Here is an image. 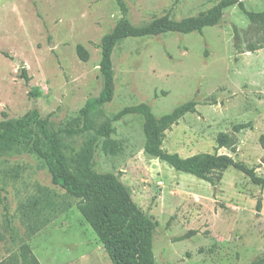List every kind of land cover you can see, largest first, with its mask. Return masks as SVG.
<instances>
[{
  "label": "rangeland",
  "instance_id": "rangeland-1",
  "mask_svg": "<svg viewBox=\"0 0 264 264\" xmlns=\"http://www.w3.org/2000/svg\"><path fill=\"white\" fill-rule=\"evenodd\" d=\"M220 1L123 0L135 27L165 15L175 21L198 16ZM239 1L249 12L264 11V0ZM121 18L117 0H0V123L37 110L54 132L82 127L80 111L104 88L102 39ZM78 45L89 53L87 62L79 58ZM112 65L115 94L98 124L112 123L120 151L106 154L99 139L92 165L98 173L116 175L138 208L157 223L155 264H253L264 259V188L234 168L214 174L216 185L177 172L145 153L142 117L113 120L140 103L160 118L194 101L196 111L166 132L163 149L183 158L227 154L264 178V26L251 23L233 5L218 25L202 32L122 40ZM35 90L40 96L33 95ZM247 123L249 128L234 131ZM223 133L236 138L235 151L219 147ZM93 136L61 135L71 167ZM0 190V263L18 256L26 243L41 264H112L76 199L53 184L47 166L26 147L0 150ZM44 193L55 199V209L65 210L30 235L32 222L22 207Z\"/></svg>",
  "mask_w": 264,
  "mask_h": 264
},
{
  "label": "trees",
  "instance_id": "trees-1",
  "mask_svg": "<svg viewBox=\"0 0 264 264\" xmlns=\"http://www.w3.org/2000/svg\"><path fill=\"white\" fill-rule=\"evenodd\" d=\"M117 2L122 10V18L101 42L100 68L104 78V88L98 97L90 98L80 111L82 127L54 132L50 130L49 121L42 119L39 112L33 110L19 120H6L0 123V150L17 145L23 146L44 162L52 176L53 184L76 199L77 209L95 232L112 264H155L153 241L157 223L138 208L127 188L116 175L98 173L92 165L97 140L102 139V149L106 154L116 155L120 151L118 142L112 138L115 132L112 123L104 121L98 124V120L103 116L104 105L111 102L115 94L113 51L120 41L129 38L155 37L167 33L202 32L205 28L218 25L225 9L233 5H238L251 23L264 26V11L249 12L239 0H221L216 6L198 16L175 21L169 15H165L147 26L135 27L127 18V8L123 0H117ZM251 48L256 49L255 46ZM77 54L83 62L89 60V53L82 45L77 46ZM23 77L27 82L29 81L26 73ZM33 95L38 97L40 92L35 90ZM196 106L197 103L189 101L158 118L148 104L140 103L124 108L113 120L118 121L126 115L142 117L145 153L168 164L177 172L190 174L216 185L214 174L234 168L249 177L253 184L264 188V178L259 177L254 168L245 166L230 155L201 153L183 158L178 153H170L163 149L166 132L185 115L194 113ZM249 127V123L236 125L234 131L239 133ZM91 132H94L93 138L85 141L83 148L73 160L74 167H71L64 152L61 135L66 134L69 138H73L76 135ZM260 141L264 147V135ZM218 143L221 148L228 147L235 151L237 140L223 133L219 135ZM0 201H3L1 190ZM55 206L57 203L49 193H44L23 205V213L32 222L29 226L30 235L39 232L54 219V216L64 212L65 208L58 210ZM260 206L259 203L258 209ZM5 210L7 224L11 227L10 212L7 207ZM0 264L41 263L29 245L24 243L20 247L18 256H12L8 261ZM253 264H264V259Z\"/></svg>",
  "mask_w": 264,
  "mask_h": 264
}]
</instances>
